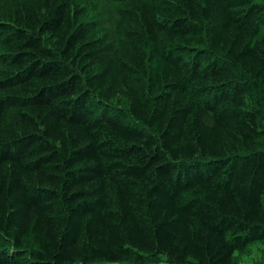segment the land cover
<instances>
[{
	"label": "trees",
	"instance_id": "trees-1",
	"mask_svg": "<svg viewBox=\"0 0 264 264\" xmlns=\"http://www.w3.org/2000/svg\"><path fill=\"white\" fill-rule=\"evenodd\" d=\"M253 244L264 0H0V264H233Z\"/></svg>",
	"mask_w": 264,
	"mask_h": 264
},
{
	"label": "rangeland",
	"instance_id": "rangeland-1",
	"mask_svg": "<svg viewBox=\"0 0 264 264\" xmlns=\"http://www.w3.org/2000/svg\"><path fill=\"white\" fill-rule=\"evenodd\" d=\"M233 261V264H264V244L250 245L243 252L236 253Z\"/></svg>",
	"mask_w": 264,
	"mask_h": 264
},
{
	"label": "bare ground",
	"instance_id": "bare-ground-1",
	"mask_svg": "<svg viewBox=\"0 0 264 264\" xmlns=\"http://www.w3.org/2000/svg\"><path fill=\"white\" fill-rule=\"evenodd\" d=\"M108 4H109V3H108ZM101 13H102V12H101ZM100 15H101V14H100ZM102 15H103V14H102ZM112 108H113V107H112ZM26 251H28V250H26ZM139 253H140V252H139ZM129 255H130V254H129ZM134 255H135V254H133V256H134ZM160 255H161V254H160ZM131 257H132V256H131ZM149 258H150V257H149ZM128 259H129V258H128ZM128 259H127V260H128ZM95 261H96V260H95ZM100 261H101V260H100ZM100 261H99V262H100ZM97 262H98V261H97ZM128 264H129V263H128Z\"/></svg>",
	"mask_w": 264,
	"mask_h": 264
}]
</instances>
